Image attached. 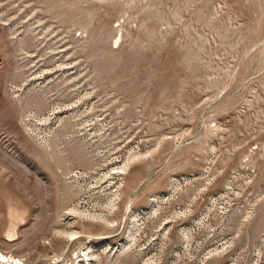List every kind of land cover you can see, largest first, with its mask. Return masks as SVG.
I'll return each instance as SVG.
<instances>
[{
  "label": "rangeland",
  "instance_id": "1",
  "mask_svg": "<svg viewBox=\"0 0 264 264\" xmlns=\"http://www.w3.org/2000/svg\"><path fill=\"white\" fill-rule=\"evenodd\" d=\"M0 252L264 264V0H0Z\"/></svg>",
  "mask_w": 264,
  "mask_h": 264
},
{
  "label": "bare ground",
  "instance_id": "2",
  "mask_svg": "<svg viewBox=\"0 0 264 264\" xmlns=\"http://www.w3.org/2000/svg\"><path fill=\"white\" fill-rule=\"evenodd\" d=\"M48 145V144H47ZM136 157V156H135ZM75 235V234H74ZM72 235V236H74ZM90 255V254H89ZM88 255V256H89ZM90 257V256H89ZM11 260V261H10ZM21 260H17L16 258H10L3 255L2 252H0V264H20Z\"/></svg>",
  "mask_w": 264,
  "mask_h": 264
}]
</instances>
